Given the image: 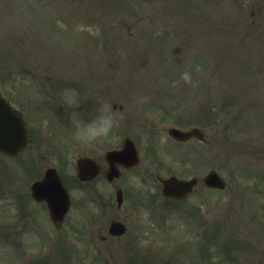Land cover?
Wrapping results in <instances>:
<instances>
[{"label":"rangeland","instance_id":"obj_1","mask_svg":"<svg viewBox=\"0 0 264 264\" xmlns=\"http://www.w3.org/2000/svg\"><path fill=\"white\" fill-rule=\"evenodd\" d=\"M28 70L48 85L79 84L86 97L90 88L93 105H122L123 112H114L119 127L92 146V155L100 158L132 135L142 165L138 176L127 175V199L116 214L128 235L101 242L113 212L100 214L93 205L101 218L92 222L91 248L88 187L78 186L75 168L90 147L75 143L74 127H59L54 116L55 138L37 143L34 153L57 148L59 155L39 154L40 165L62 167L75 209L51 235L9 238L15 216H6L3 192L0 264H264V0H0L2 90L23 111ZM42 119L34 128L50 132ZM171 127H200L207 141L178 143L167 134ZM2 170L0 180L12 175L27 194L34 180L19 160ZM213 170L228 188L201 183L184 202L164 199L156 180L202 179ZM19 241L31 247L13 244ZM60 241L70 251H59Z\"/></svg>","mask_w":264,"mask_h":264},{"label":"flooded vegetation","instance_id":"obj_2","mask_svg":"<svg viewBox=\"0 0 264 264\" xmlns=\"http://www.w3.org/2000/svg\"><path fill=\"white\" fill-rule=\"evenodd\" d=\"M67 88H71V89H68V91L71 92V93H66V96L68 98H62V99H60V101H57L56 109H53L52 106L49 105V103H50L49 99H51L53 97H58L59 98V94L60 93H57V95L48 94V98L45 100L47 104H44V102H42V103L44 104V112H46L49 115V117H51L52 114H55L54 111H56L65 120H67L68 124H70L71 126H74V123H70L69 120H73V119H75V120L78 119L79 120V114H80L81 105L85 106V104H84V102L81 101L82 99H80V96L82 94L81 91L77 87H75V85L67 84ZM67 88L64 89V90L66 91ZM88 98L90 100L89 105H90L91 117H92V91L91 90H90V93L88 94ZM43 104H41V103L34 104L31 101V99H28L25 102V104H24L25 107H26L25 112H24L26 119L30 118V119H33V121H37L40 118L44 117L45 114L43 113ZM30 131H31L32 135H36V134L40 133L39 130H31V127H30ZM33 145L34 144L32 142V145L30 146L32 149L34 148ZM91 150H92V146H91ZM41 153L46 156L49 152H46L45 150H43ZM91 154H92V151H91ZM101 162H102V166H103V169H102L101 173L99 175H97L93 180H91L88 183L89 191H90V198H89V223H90L91 244H92V201L94 203H97L96 197H99V199L101 201L100 206L102 208H104L105 210L108 209L109 207L111 208L110 202L99 193L97 185L100 182H104L106 184L108 183L111 188H118V187L121 186L122 180L124 178L123 177V175H124L123 172L128 171V170L123 169V167L121 165H119L118 166L119 169L122 170L121 171L122 172L121 176L118 179L115 178L114 180H110L108 178V174L110 172L109 163L107 162L105 157H104L103 161H101ZM52 167H54V166H49V165L46 164L44 172H46L48 169H50ZM43 204L44 203H42V202L37 203V202L31 201V208H33V205H34L35 209H37L38 211H44ZM99 209L101 210V208H99ZM107 220H109V221L104 223L103 227L101 228V231H105V232L108 233L112 223L114 221H118V220L115 219L114 217H108ZM23 223H24V219H22L20 217L18 222L14 223V226H12V229L13 230H19V231L23 230L22 229ZM102 236H104L103 237L104 242L105 241H112V240H115V239H119V238L111 237V236H108V235H102Z\"/></svg>","mask_w":264,"mask_h":264},{"label":"water","instance_id":"obj_3","mask_svg":"<svg viewBox=\"0 0 264 264\" xmlns=\"http://www.w3.org/2000/svg\"><path fill=\"white\" fill-rule=\"evenodd\" d=\"M170 133L179 140H187L190 137L203 139V133L198 129L191 132L172 130ZM26 142L27 130L23 117L11 108L0 93V152L14 155L25 147ZM131 151L133 152V148H131ZM86 161L87 160H82L80 162V177L82 180L86 179L83 170ZM197 182V179L182 181L175 177L164 180V195L166 197L182 200L192 192ZM205 183L212 188L224 189L226 187L224 180L215 172L211 173L205 179Z\"/></svg>","mask_w":264,"mask_h":264},{"label":"clouds","instance_id":"obj_4","mask_svg":"<svg viewBox=\"0 0 264 264\" xmlns=\"http://www.w3.org/2000/svg\"><path fill=\"white\" fill-rule=\"evenodd\" d=\"M119 119L109 103H101L97 114L88 121L75 120L72 140L82 147L103 144L119 127Z\"/></svg>","mask_w":264,"mask_h":264}]
</instances>
